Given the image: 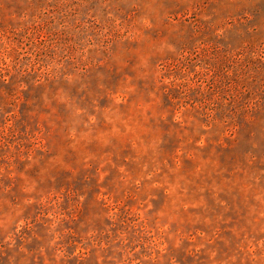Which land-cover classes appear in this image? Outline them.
<instances>
[{"label": "rangeland", "instance_id": "1", "mask_svg": "<svg viewBox=\"0 0 264 264\" xmlns=\"http://www.w3.org/2000/svg\"><path fill=\"white\" fill-rule=\"evenodd\" d=\"M0 264H264V0H0Z\"/></svg>", "mask_w": 264, "mask_h": 264}]
</instances>
